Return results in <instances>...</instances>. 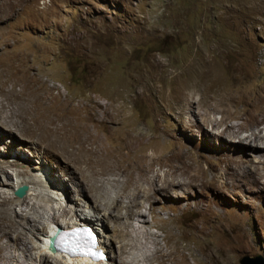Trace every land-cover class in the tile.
<instances>
[{
	"label": "rangeland",
	"instance_id": "rangeland-1",
	"mask_svg": "<svg viewBox=\"0 0 264 264\" xmlns=\"http://www.w3.org/2000/svg\"><path fill=\"white\" fill-rule=\"evenodd\" d=\"M235 110L264 135V0H0V264L66 262L41 256L50 216L90 205L114 219L92 264H141L148 232L152 264L264 262L259 151L206 119ZM145 170L136 231L121 182Z\"/></svg>",
	"mask_w": 264,
	"mask_h": 264
},
{
	"label": "bare ground",
	"instance_id": "bare-ground-1",
	"mask_svg": "<svg viewBox=\"0 0 264 264\" xmlns=\"http://www.w3.org/2000/svg\"><path fill=\"white\" fill-rule=\"evenodd\" d=\"M184 94V93H183ZM199 101L200 103H202L203 99L202 98H199ZM206 104V103H205ZM237 107V106H236ZM238 108V107H237ZM236 112V110H235ZM240 116V112L237 111L236 113H233V115L231 114V116L229 117H225V119H221L220 121H215V120H212V119H209V118H206L208 119L209 121L213 122V124H219V123H223L225 124V128L223 129V133H228L229 135L231 136H234V137H238L239 141L240 142H245V143H248V144H251V149L253 150H256V151H259L258 153H256L254 155V161L256 162H261L264 164V149H263V146H262V143L264 142V135L263 134H259V133H256L254 131H251L249 133H247V135L245 136H241L240 133L242 131V128L239 127L237 124H234V123H230V122H226L228 120H235L237 118H239ZM95 134V132H94ZM89 137V136H88ZM99 139L101 138H98V140L96 139V137L93 136H90L89 137V141L91 142L90 144H96V142L100 141ZM85 141V140H84ZM88 143V142H87ZM97 147V146H96ZM103 149H105L106 145H103L101 146ZM92 148V147H91ZM101 150V149H100ZM101 152H107L106 149L105 151H101ZM99 154V153H98ZM97 158V157H96ZM107 161V160H106ZM115 161L117 163H119L121 165L119 171L121 170V168L123 166L126 165V160L124 159H120V158H117V156L115 157ZM17 163V162H16ZM106 164V163H105ZM264 168V167H263ZM247 169V168H246ZM97 170L98 172L101 170L97 167ZM264 170V169H263ZM246 171V170H245ZM147 172L148 170H145V173L143 175H138L137 177L135 178H130L128 176H126L121 184V195L123 196H126V197H129L132 202L130 203V205H128V209H127V212H126V215L124 216V219L122 220L121 222V225L123 227H125L128 223H131V227H133L134 230L136 231H139L141 228H142V222H145V220L141 219L142 218V211H138L136 210V208L140 207L141 206V201L143 200H148L150 198V195L148 192H142L140 193V191H137V192H134L132 191V187L134 188H138L140 186V183L142 181H147L151 184H154L155 182V178L157 177V175H153L152 177L148 176L147 175ZM248 172V171H247ZM100 173V172H99ZM263 176V173H261V177ZM27 178V177H26ZM28 179V178H27ZM29 180H26V179H20L18 180V184H24V183H27ZM55 182H53L52 180L50 181L49 179V182H48V185L50 184H53ZM177 184L175 183H172L171 186H176ZM194 185V184H193ZM56 186V184H55ZM51 187V186H50ZM158 187V190L160 192H163L164 191V186H157ZM168 189H171L170 187H167ZM36 193V192H35ZM26 195H31V193H29V191L26 193ZM35 195V194H34ZM170 195V194H169ZM25 196V195H24ZM37 196V195H36ZM35 197V196H34ZM54 198V197H53ZM8 199V198H7ZM76 206V204H75ZM80 206V205H78ZM77 206V207H78ZM82 206V205H81ZM90 208H91V212L93 213L92 215H85V214H82V212L80 213H76L75 211V218H76V222H71L70 224V221L69 223H65L64 225H60V223H57L56 222V216L54 215V213H52V215L50 216V219L51 221L55 224V227L54 225L52 227V229H50L49 231V234L47 233V236H46V239H48L50 237V235L55 232V229L56 228H61V229H64V228H69L71 226H74V225H81V224H92L94 225L97 229L100 228L101 230H104L106 229V221L109 222L111 224V228L113 230V220L111 221V219L109 218L110 216H107L106 213H103L102 211L98 210L97 208H93L92 205H90ZM51 210V209H50ZM78 210V209H77ZM80 211V210H79ZM51 213V212H50ZM101 213V214H100ZM82 215H85V216H82ZM99 230V229H98ZM42 231H43V228H42ZM122 232V231H121ZM103 233V232H102ZM101 233V234H102ZM126 233V231L124 232ZM113 234V232H112ZM127 234V233H126ZM151 234L154 235V233H151V232H148V236L144 237V241H141L140 244L142 245L143 249L145 248H149L148 250H146V259L144 260H140L139 262L141 264H147L146 261L148 262V264H152V257H153V249L151 247V244L148 242V238ZM153 241H156V237L153 238ZM101 242V244H100ZM45 244V243H44ZM99 244L100 246L106 250L107 252L110 253V260H111V263L112 261L115 259V252L112 251L111 249V242H110V238L109 236H105V235H99ZM45 247V246H44ZM122 249V247H120ZM48 250L46 247H45V251ZM42 252V251H41ZM48 252V251H47ZM46 252V253H47ZM45 254H42L41 256L44 257L47 261L49 258H53L55 259L56 262H59L58 261V258H60L61 260H63L65 257L64 256H68L69 258H65L66 262L62 263V264H70L69 262L72 260V258H77V260H81L82 261H86L90 264L94 263V262H98V260L96 259H91V258H88L86 256H82V255H71V254H67V253H64V252H59L56 250L53 252V253H56V254H53L52 252H48L49 255H46ZM114 254V255H113ZM73 261V260H72ZM5 262V261H4ZM62 262V261H61ZM78 262V261H77ZM80 262V263H81ZM72 263V262H71ZM10 264V263H9ZM96 264V263H95ZM103 264V263H101Z\"/></svg>",
	"mask_w": 264,
	"mask_h": 264
},
{
	"label": "clouds",
	"instance_id": "clouds-1",
	"mask_svg": "<svg viewBox=\"0 0 264 264\" xmlns=\"http://www.w3.org/2000/svg\"><path fill=\"white\" fill-rule=\"evenodd\" d=\"M56 229H61V228H56ZM70 230L76 231L77 232L76 234L79 237H81L85 240H88L90 242L91 247L88 248L86 246H83L78 252L60 251V250L56 249V247H55L56 252L59 251V252H64V253L71 254V255L72 254L73 255H82V256H86V257L91 258V259H96L98 261H103V260L107 259L104 249L102 247H100L99 233L97 231V228L94 225L88 223V224L74 225V226H71L69 228L61 229V231H63V232L70 231ZM48 241L49 240L46 239L45 246L49 250ZM93 241H94V243H93ZM54 246H55V244H54ZM81 250H83V251H81ZM87 250H91L95 253L99 252L100 255L98 254L97 256H91L90 254H88V252H86Z\"/></svg>",
	"mask_w": 264,
	"mask_h": 264
},
{
	"label": "water",
	"instance_id": "water-1",
	"mask_svg": "<svg viewBox=\"0 0 264 264\" xmlns=\"http://www.w3.org/2000/svg\"><path fill=\"white\" fill-rule=\"evenodd\" d=\"M27 189L28 186L26 184H21L14 190V195L17 197H22L24 194H26ZM61 233V229H56L55 232H53L48 238V248L52 252L56 250L54 246L55 241H61ZM239 264H264V262L260 255H255L253 257L246 255L239 260Z\"/></svg>",
	"mask_w": 264,
	"mask_h": 264
},
{
	"label": "snow or ice",
	"instance_id": "snow-or-ice-1",
	"mask_svg": "<svg viewBox=\"0 0 264 264\" xmlns=\"http://www.w3.org/2000/svg\"><path fill=\"white\" fill-rule=\"evenodd\" d=\"M93 243H94V241H93ZM70 251L75 252L76 250L75 249H70ZM81 251H83V250H81ZM93 255H95V253H93Z\"/></svg>",
	"mask_w": 264,
	"mask_h": 264
}]
</instances>
